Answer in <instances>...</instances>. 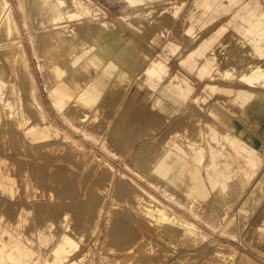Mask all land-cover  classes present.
Returning <instances> with one entry per match:
<instances>
[{
	"label": "rangeland",
	"instance_id": "1",
	"mask_svg": "<svg viewBox=\"0 0 264 264\" xmlns=\"http://www.w3.org/2000/svg\"><path fill=\"white\" fill-rule=\"evenodd\" d=\"M6 1L17 29L15 38L22 47L26 67L34 82L38 104L46 123L59 132L39 146L28 145L26 152L30 156L23 160L27 167L21 169L27 170V176L32 178L37 196L48 198L49 190H53L51 193L56 198L54 202L62 207V211H70L74 216L82 214L81 218L88 226L81 232L84 233L81 251L89 250L95 259L103 247L102 254L110 256L108 249L111 244L108 238L114 230L113 224L118 223L126 230L120 232L129 234L127 241L140 243L136 246L138 254L144 252L143 239L151 240L156 246L151 261L144 257L141 259L139 255L133 264H199L202 258L212 254L215 248L213 245L236 251L239 257L249 259L252 264H264V246L250 241L253 230L263 228L264 219V185L258 184L264 174V131L256 129L253 120H244L247 130L248 125L253 127L248 132L255 146L247 151L254 165L246 169V172L253 175V182L246 190L239 188L233 191L230 197L219 196L216 200V213H213L214 223L203 217L204 210L197 209L196 216L182 207V200L173 203L164 198L155 190V186L147 183L148 176L142 168L148 156L155 154L163 138L190 126V121L205 114L202 109L224 101V97L215 91L209 95L207 89L222 88L221 83L200 76L199 70L206 65V61H210L214 64L208 72L220 73L228 69L230 62L243 60L234 42L242 39L241 32L245 29L243 21L263 14L264 0L212 1L213 5H218L208 10L205 17L213 11L215 19L192 36L201 18L197 16L191 25L180 17L184 14L191 16L196 12L197 7L191 3L199 4L206 0H174L170 3H164L163 0H50L49 3H40L38 0ZM172 4L174 9H171ZM54 6L58 7L63 19L49 15V9ZM165 8L168 10L164 13L162 11ZM177 8V15L173 17ZM60 28H65L67 33L78 31L83 51L90 46L98 50L107 45L112 46L114 51L107 55V63L101 69L113 67L115 74L108 83L116 88L111 94L105 93L100 97L92 109L81 105L76 98L58 106L61 98L54 96L56 84H53L49 72L50 67L55 65L58 73L64 75L63 83L73 89L75 97L80 96L98 73L85 64L84 56L76 66L69 64V60L81 56L82 51H75L71 58L61 54L57 60L50 58L47 62L35 50L37 41ZM1 36L0 40L3 41ZM53 40L57 41L59 37ZM243 57L250 59V56ZM260 61L253 58V63L263 67L264 60ZM238 69L240 67L237 66L233 72L235 76L239 75ZM121 74L127 77L122 85L118 80ZM173 80L175 83L170 84L169 81ZM149 82H153L154 87H149ZM178 83L190 89L189 101L184 113L168 114L162 103L166 102V98L171 95L169 92ZM237 87L236 83L232 86L233 89ZM254 91L262 95L264 102V87H257ZM156 101L158 103L155 105ZM224 106L228 107L229 104ZM31 112L34 113L32 108ZM232 118L243 127V121L238 120L240 117L237 114ZM32 121L33 124L43 125L35 117ZM70 143L88 153L86 163L73 161V155L66 151H62V154L58 152L54 157L44 152L57 147L65 150ZM4 154L11 158L15 155L9 151ZM40 156L46 168L57 165L53 160L62 158L64 166L70 167L73 175L63 174L61 169L64 166L61 169L54 166L50 173L52 179L45 182V185L40 183L32 171L34 160ZM91 161L94 162L91 164ZM82 164L91 167L81 170ZM78 173H82L80 181L75 178ZM10 176L17 179V175ZM62 176L66 179L60 180ZM67 186H73L76 193L61 197L59 192ZM254 189L256 192L252 207L247 212L248 223L240 231L236 217L246 196ZM148 196L169 206L179 218L193 225L195 230L187 234L183 232L181 237L173 239L162 237L163 227L147 226L143 215L136 213L138 197L147 200ZM111 199L121 208L109 213L107 206ZM131 246L126 245L127 248Z\"/></svg>",
	"mask_w": 264,
	"mask_h": 264
},
{
	"label": "bare ground",
	"instance_id": "2",
	"mask_svg": "<svg viewBox=\"0 0 264 264\" xmlns=\"http://www.w3.org/2000/svg\"><path fill=\"white\" fill-rule=\"evenodd\" d=\"M38 1L50 2V0ZM163 1L170 3L174 0ZM212 1L215 0H206L199 4L193 2L191 5L197 7L196 12L191 16L184 14L180 17L191 25L195 23L197 16L201 18V23H197L190 36L199 33L215 19L213 11L205 17L208 10L218 5H213ZM174 7L172 4L171 9ZM58 10V7H51L49 15L61 20L64 16ZM166 10L168 9L165 8L162 12L165 13ZM177 10L178 8L173 12V17L177 15ZM243 24L245 29L241 32L242 39L234 42V46L240 49L237 53H241L238 55L242 56L240 58L243 60H237V63L230 62L228 69L220 73L208 72L214 64L210 61H206V65L199 70L200 76L221 83L222 88L207 89L209 95L215 91L224 97V101L202 109L205 114L199 115L195 121L192 120L193 122L190 121V126L163 138L155 154L148 156L142 167L148 176L147 183L155 186V190L164 198L173 203L182 200L184 202L182 207L196 216H198L195 213L197 209L204 210L203 217H207L211 223H214L213 213H216V200L219 196L230 197V194L231 196L234 194L233 191L239 188L246 190L253 182V175L246 172L247 166L254 165L247 151L248 148L255 146L248 132L253 127L248 125V130L245 128V118L253 120L256 129L264 131V102L262 95L254 91L257 87H264V66L260 67V64L253 63V58L258 61L264 60V12L257 18L252 17L243 21ZM1 34L3 41L0 40V264H127L125 262L133 264L136 256L139 255L141 259L144 257L147 261H151L156 252L154 251L156 246L151 243L152 241L143 239L144 252L138 254L136 246L140 243L127 241L130 236L126 232H120L126 230H123L124 228L118 223L113 224L114 230L108 238L111 244L108 249L110 256L102 254L104 252L102 247L99 249V255L93 259V253L89 250L81 251L80 248L84 235L81 232L88 226V223L81 218L82 214L77 213L74 216L70 211H62V207L54 202L56 198L51 193L53 190L47 189L48 198L36 195L32 178L27 176V170L21 169L23 166L27 167L23 160L30 156L26 148L28 145L39 146L59 132L46 123L38 104L34 82L26 67L22 47L15 38L17 29L6 0H0ZM55 37H59V40H53ZM80 43L78 31L67 33L65 28H60L37 41L35 50L37 55L47 62L50 58L57 60L61 54L71 58L75 51H82V55L75 59L72 57L69 64L76 66L84 56L85 64L98 73L80 96L75 97L73 89L63 83L64 75L58 73L55 65L50 67L49 72L52 74L53 84H56L54 96L61 98L58 106L76 98L81 105L92 109L105 93L109 95L116 88L108 83L110 77L115 74L113 67L101 69L107 63V55L114 51L110 45L98 50L90 46L83 51L84 47ZM211 46L212 44L207 48ZM243 56H250V59ZM237 66L240 67L239 75L235 76L233 72L237 70ZM126 79L125 75H119V84L125 83ZM174 81L169 83L173 84ZM235 83L239 87L233 89ZM148 85L154 87L153 82H149ZM169 93L170 97L162 103L166 112L184 113L189 101L190 89L178 83ZM28 101L31 106L28 105ZM157 101L155 105L159 102ZM224 104L229 106L225 107ZM31 108L34 113L31 112ZM234 114L240 117L238 119L240 122L243 121V127L233 120ZM33 117L43 125L33 124ZM187 119L190 118L185 120ZM61 149L57 147L44 152L54 157L56 153L62 154V151H66L73 155V161L78 163H86L89 159L88 153L74 143L68 144L65 150ZM5 151L15 155L13 158L8 157L4 154ZM62 160V158L53 160V163L57 164L54 166L61 169L64 166ZM34 161V170H32L34 177L42 184L51 180L50 173L54 166L46 168L41 156ZM85 165L82 164L81 170L88 169L89 164ZM69 168L64 166L61 171L72 176L73 173ZM48 169L50 170L46 174ZM11 174L17 175V179L11 177ZM62 178L66 179L64 176L59 179ZM75 178L80 181L82 173H78ZM258 182L264 185V174ZM255 192L256 189L252 190L239 208L236 219L240 231L244 230L248 223L247 212L251 210ZM73 193H76V189L67 186L59 192V195L65 198L67 194ZM103 203L105 204V201ZM107 207L109 213L121 208L113 203L112 199ZM135 209L136 213L143 215V221L147 226L163 227L162 237L173 239L181 237L183 232L187 234L195 230L193 225L179 218L169 206L152 197L147 200L138 197ZM262 223L263 228L254 229L250 237L251 242H256L260 246H264V219ZM129 244L133 246L127 248L126 245ZM213 246L215 248L212 254L202 258L199 264H252L249 259L239 257L236 251Z\"/></svg>",
	"mask_w": 264,
	"mask_h": 264
}]
</instances>
